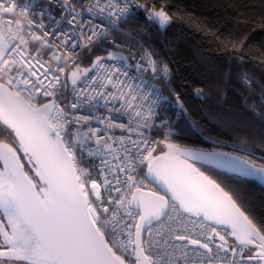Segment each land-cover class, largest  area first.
Wrapping results in <instances>:
<instances>
[{
    "label": "snow or ice",
    "instance_id": "obj_1",
    "mask_svg": "<svg viewBox=\"0 0 264 264\" xmlns=\"http://www.w3.org/2000/svg\"><path fill=\"white\" fill-rule=\"evenodd\" d=\"M140 12L173 22L155 0H0V264H264V219L214 172L264 183V163L173 142L172 69L117 39ZM237 79L264 121V83Z\"/></svg>",
    "mask_w": 264,
    "mask_h": 264
},
{
    "label": "trees",
    "instance_id": "obj_2",
    "mask_svg": "<svg viewBox=\"0 0 264 264\" xmlns=\"http://www.w3.org/2000/svg\"><path fill=\"white\" fill-rule=\"evenodd\" d=\"M155 4L167 6L173 16L170 25L161 29L140 12L121 25L125 32L135 35V40L123 35L117 39L143 45L172 69L171 88L186 110L179 115L177 108L167 112L172 128L179 131L174 141L201 149L238 148L264 163V121L246 111L243 98L249 96L248 86L237 79L246 72L264 83V0H155ZM233 51L242 53L244 64L225 80L226 66L230 63L235 69L238 65L236 59L229 61ZM197 88L203 89L206 98L196 94ZM162 89L175 103L176 97L168 87L162 85ZM261 91L257 86L251 96H259ZM189 123L201 131L189 132ZM214 172L246 202L249 215L264 219V187L254 180L216 169Z\"/></svg>",
    "mask_w": 264,
    "mask_h": 264
},
{
    "label": "built area",
    "instance_id": "obj_3",
    "mask_svg": "<svg viewBox=\"0 0 264 264\" xmlns=\"http://www.w3.org/2000/svg\"><path fill=\"white\" fill-rule=\"evenodd\" d=\"M22 2H27V0H22ZM39 2H40V3H43L44 0H39ZM59 12H60V10L57 8L56 11H55V15L59 16ZM144 15H145V14H144ZM120 41L129 44L128 42H126V41H124V40H120ZM129 45H131L132 48H134L137 52H142V51L144 50L143 47L135 46V45H132V44H129ZM124 51H125V54L127 55V54H128L127 50H124ZM149 78H150V77H149ZM156 83L159 84V81H157ZM160 86H161V88H162V85H160ZM162 90H163V89H162ZM156 123H159V120H157ZM117 135H119V132H117ZM161 135H162V134H153V139H159V138H161ZM178 136H179V131H177V130H175V129L173 128V142H174V143H176V142L174 141V139H175L176 137H178ZM222 230H223V229H222Z\"/></svg>",
    "mask_w": 264,
    "mask_h": 264
},
{
    "label": "water",
    "instance_id": "obj_4",
    "mask_svg": "<svg viewBox=\"0 0 264 264\" xmlns=\"http://www.w3.org/2000/svg\"><path fill=\"white\" fill-rule=\"evenodd\" d=\"M185 147H187V146H185ZM205 150H207V151H213V150H215V151H223V152L235 153V154H237V155H245V154H243V153L236 152V151H232V150H223V149H205ZM256 163H257V164H260V163H258V162H256ZM197 166H199V167H200V166L212 167L211 165H201V164H199V163H197ZM216 170H219V171H222V172H225V173H228V174H231V175H235V176H236L235 173H231V172H228V171L223 170V169H216ZM245 179L254 180V181H256L259 185H261L262 187H264V183H262L261 181H259V180H257V179H254V178H245Z\"/></svg>",
    "mask_w": 264,
    "mask_h": 264
},
{
    "label": "rangeland",
    "instance_id": "obj_5",
    "mask_svg": "<svg viewBox=\"0 0 264 264\" xmlns=\"http://www.w3.org/2000/svg\"><path fill=\"white\" fill-rule=\"evenodd\" d=\"M223 150H225V149H223ZM230 150H232V151H236V152H240V153H245L243 150H241V149H238V148H231ZM250 158V157H249ZM250 159H254L255 161H256V158H254V157H252V158H250ZM257 162V161H256ZM259 163V162H258Z\"/></svg>",
    "mask_w": 264,
    "mask_h": 264
}]
</instances>
